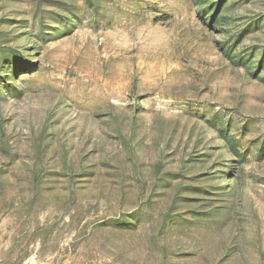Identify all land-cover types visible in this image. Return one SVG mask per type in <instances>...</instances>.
Returning a JSON list of instances; mask_svg holds the SVG:
<instances>
[{
  "label": "rangeland",
  "instance_id": "1",
  "mask_svg": "<svg viewBox=\"0 0 264 264\" xmlns=\"http://www.w3.org/2000/svg\"><path fill=\"white\" fill-rule=\"evenodd\" d=\"M1 61L0 264H264V0H0Z\"/></svg>",
  "mask_w": 264,
  "mask_h": 264
},
{
  "label": "trees",
  "instance_id": "2",
  "mask_svg": "<svg viewBox=\"0 0 264 264\" xmlns=\"http://www.w3.org/2000/svg\"><path fill=\"white\" fill-rule=\"evenodd\" d=\"M3 64H4V63L1 61V62H0V68H3V67H4ZM233 179H235V183H234V184H238V179H237V177L235 176Z\"/></svg>",
  "mask_w": 264,
  "mask_h": 264
}]
</instances>
